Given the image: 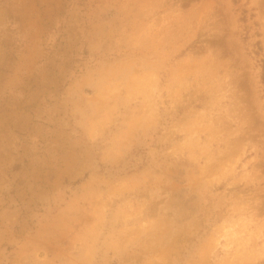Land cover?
<instances>
[{
	"label": "rangeland",
	"instance_id": "374dc122",
	"mask_svg": "<svg viewBox=\"0 0 264 264\" xmlns=\"http://www.w3.org/2000/svg\"><path fill=\"white\" fill-rule=\"evenodd\" d=\"M0 264H264V0H0Z\"/></svg>",
	"mask_w": 264,
	"mask_h": 264
}]
</instances>
